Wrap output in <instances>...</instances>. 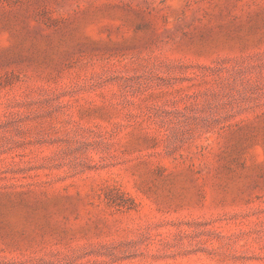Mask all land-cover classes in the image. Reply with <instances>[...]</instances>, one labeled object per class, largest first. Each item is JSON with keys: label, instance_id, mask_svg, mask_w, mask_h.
Instances as JSON below:
<instances>
[{"label": "rangeland", "instance_id": "1", "mask_svg": "<svg viewBox=\"0 0 264 264\" xmlns=\"http://www.w3.org/2000/svg\"><path fill=\"white\" fill-rule=\"evenodd\" d=\"M0 264H264V0H0Z\"/></svg>", "mask_w": 264, "mask_h": 264}]
</instances>
